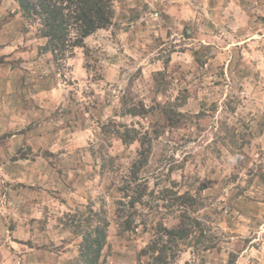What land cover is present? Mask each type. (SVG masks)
Instances as JSON below:
<instances>
[{
	"label": "rangeland",
	"instance_id": "1",
	"mask_svg": "<svg viewBox=\"0 0 264 264\" xmlns=\"http://www.w3.org/2000/svg\"><path fill=\"white\" fill-rule=\"evenodd\" d=\"M115 9L58 61L0 0V264H75L82 237L64 220L86 205L110 222L101 261L144 264L157 223L178 222L167 188L201 202L176 263L264 264V0ZM140 102L147 115L127 113ZM124 124L151 139L127 231L118 201L140 142L117 137Z\"/></svg>",
	"mask_w": 264,
	"mask_h": 264
},
{
	"label": "trees",
	"instance_id": "2",
	"mask_svg": "<svg viewBox=\"0 0 264 264\" xmlns=\"http://www.w3.org/2000/svg\"><path fill=\"white\" fill-rule=\"evenodd\" d=\"M15 2L28 31L29 27H34L31 30L35 29L37 37L44 40L41 50L52 54L58 61L72 57L77 48H84L86 38L97 30L108 29L113 23L116 10L115 0H15ZM127 113L145 116L148 109L140 102L127 108ZM123 126L124 129H115V134L123 143L129 145L135 141L140 142L138 159L131 165L129 175L121 187L128 200L118 201L121 204L118 207L119 225L123 231H127L135 227L133 222L139 206L147 205L143 201L147 185L140 180V172L148 163L151 151L147 144L151 139L140 135L135 128H129L126 124ZM160 195L163 199L171 201L167 206L171 205L180 210L178 222L168 226L160 220L153 237L141 250L140 256H146L148 259L144 264H179L176 263V258L180 242L188 239L194 229L201 228V223L193 215L201 202L189 192L180 194L169 188L163 189ZM86 208L89 214L86 210H81L80 213L72 214L70 218L64 220L66 229H72L82 237L75 264H104L101 255L108 237L110 222L103 215V211H95L88 205ZM141 221L147 226L145 218Z\"/></svg>",
	"mask_w": 264,
	"mask_h": 264
},
{
	"label": "crops",
	"instance_id": "3",
	"mask_svg": "<svg viewBox=\"0 0 264 264\" xmlns=\"http://www.w3.org/2000/svg\"><path fill=\"white\" fill-rule=\"evenodd\" d=\"M170 1V0H169ZM172 1V0H171Z\"/></svg>",
	"mask_w": 264,
	"mask_h": 264
}]
</instances>
